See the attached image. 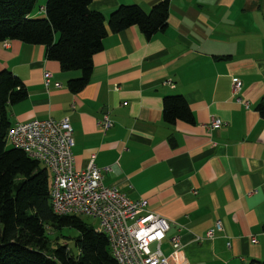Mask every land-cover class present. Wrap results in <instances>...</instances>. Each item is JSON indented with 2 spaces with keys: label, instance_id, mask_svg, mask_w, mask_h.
<instances>
[{
  "label": "crops",
  "instance_id": "crops-1",
  "mask_svg": "<svg viewBox=\"0 0 264 264\" xmlns=\"http://www.w3.org/2000/svg\"><path fill=\"white\" fill-rule=\"evenodd\" d=\"M160 1L92 0L90 9L109 16L121 4L150 10ZM168 1V25L151 39L137 26L109 32L79 92L68 81L80 72L47 59L45 46L0 43V70L28 89L8 107L12 125L68 116L77 170L94 159L105 184L146 199L171 222L169 237L182 227L171 264L264 261V118L256 110L264 97V0ZM235 79L243 83L236 96ZM176 94L194 123L164 121V98ZM105 115L113 125L103 131ZM213 117L224 123L208 128ZM217 220L223 230L206 238ZM163 248L169 253L168 239Z\"/></svg>",
  "mask_w": 264,
  "mask_h": 264
},
{
  "label": "trees",
  "instance_id": "trees-1",
  "mask_svg": "<svg viewBox=\"0 0 264 264\" xmlns=\"http://www.w3.org/2000/svg\"><path fill=\"white\" fill-rule=\"evenodd\" d=\"M38 1L0 0V43L17 39L45 46L47 59L58 61L65 71L80 72L68 81L73 92L89 83L93 57L103 49L109 32L137 26L151 39L166 29L170 14L168 0L150 10L139 4H121L109 16L91 10L92 0H47L39 6L41 12H36ZM27 96L28 89L17 74L0 70V264H120L105 233L89 226L79 215L54 212L49 169L24 150L8 145L12 127L8 107ZM256 110L264 118V97ZM163 119L168 124L195 122L181 94L164 98ZM64 226L80 233L76 251L67 244L52 245L49 229Z\"/></svg>",
  "mask_w": 264,
  "mask_h": 264
},
{
  "label": "built area",
  "instance_id": "built-area-1",
  "mask_svg": "<svg viewBox=\"0 0 264 264\" xmlns=\"http://www.w3.org/2000/svg\"><path fill=\"white\" fill-rule=\"evenodd\" d=\"M52 73L46 71L48 87ZM60 87L59 82L55 83ZM243 83L235 79L233 95H238ZM241 101V98L238 97ZM222 119L213 117L208 128L220 127ZM99 125L106 131L113 121L105 115ZM7 141L39 160L52 174V207L58 215H88L98 221V231L108 236L112 253L120 264H171L174 253L183 247L182 235L168 236L171 222L153 212L146 199L132 200L119 187L104 183L103 168L91 159L85 169L74 167V129L68 116L49 117L19 122L8 131ZM224 228L221 220L206 232L213 238ZM168 239L169 253L163 244ZM197 242L202 237L196 236Z\"/></svg>",
  "mask_w": 264,
  "mask_h": 264
},
{
  "label": "rangeland",
  "instance_id": "rangeland-1",
  "mask_svg": "<svg viewBox=\"0 0 264 264\" xmlns=\"http://www.w3.org/2000/svg\"><path fill=\"white\" fill-rule=\"evenodd\" d=\"M47 0H39L36 12L39 10L41 12L39 6H42L46 3ZM9 146H12L8 144ZM50 177L52 179V174L50 173ZM89 226L94 227L95 229L98 227V221L93 219L92 217L88 215H79ZM49 237L52 242L53 246H56L57 244H67L70 248L76 251V238L80 235L79 231L73 227L64 226L59 229L53 228L52 230L49 229Z\"/></svg>",
  "mask_w": 264,
  "mask_h": 264
}]
</instances>
